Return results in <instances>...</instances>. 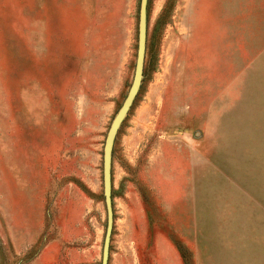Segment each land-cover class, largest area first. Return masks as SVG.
Returning a JSON list of instances; mask_svg holds the SVG:
<instances>
[{
	"label": "rangeland",
	"instance_id": "obj_1",
	"mask_svg": "<svg viewBox=\"0 0 264 264\" xmlns=\"http://www.w3.org/2000/svg\"><path fill=\"white\" fill-rule=\"evenodd\" d=\"M140 5L0 0V264H102ZM112 179L108 264H264V0H148Z\"/></svg>",
	"mask_w": 264,
	"mask_h": 264
},
{
	"label": "water",
	"instance_id": "obj_2",
	"mask_svg": "<svg viewBox=\"0 0 264 264\" xmlns=\"http://www.w3.org/2000/svg\"><path fill=\"white\" fill-rule=\"evenodd\" d=\"M147 6L148 0H141L140 13H139V25H138V47L136 57V68L134 73L133 82L129 93L114 118L104 145V156H103V184H104V196L107 210V229L103 247L102 264H108L110 242L113 230V200H112V157L113 147L119 128L126 118L136 95L138 94L144 72V64L146 57V42H147Z\"/></svg>",
	"mask_w": 264,
	"mask_h": 264
}]
</instances>
